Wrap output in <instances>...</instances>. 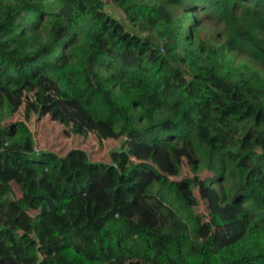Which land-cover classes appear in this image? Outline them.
I'll return each mask as SVG.
<instances>
[{"label": "trees", "instance_id": "16d2710c", "mask_svg": "<svg viewBox=\"0 0 264 264\" xmlns=\"http://www.w3.org/2000/svg\"><path fill=\"white\" fill-rule=\"evenodd\" d=\"M109 1L128 25L105 0H0L9 112L49 81L51 112L78 107L146 158L36 157L26 123L0 124V264H264V75L226 62L236 51L264 68V0Z\"/></svg>", "mask_w": 264, "mask_h": 264}, {"label": "rangeland", "instance_id": "374dc122", "mask_svg": "<svg viewBox=\"0 0 264 264\" xmlns=\"http://www.w3.org/2000/svg\"><path fill=\"white\" fill-rule=\"evenodd\" d=\"M107 1L106 9L111 11L112 14L123 23L128 25L126 18L109 0ZM158 1V0H150ZM199 26L202 30L212 31L219 33L221 27L212 20L199 19ZM217 44L223 41L220 34L216 36ZM228 59L226 62L233 68L241 67L244 70L256 71L261 76L264 75V68L256 64L251 60L247 54L239 53L236 51L228 52ZM38 87H32L31 92L25 96L10 113L5 102L0 100V124L17 121H23L30 128L37 152L32 156H38L39 151L51 150L60 155L67 153L72 148L84 149L92 160L109 162L116 165L119 169H126L130 161L146 159L142 156L140 148L137 144L133 143L131 139L126 137L123 130H111L105 126L101 121H93L87 116L80 108L69 106L71 112L61 113L51 112L48 108L47 101L52 96L57 95V89L55 85L49 81H40ZM44 89L47 97H40V92L37 89ZM38 97V99H37ZM37 102V104H35ZM84 114L81 117L80 114ZM78 116L85 120L81 121L79 118H72L71 116ZM74 116V117H75ZM64 117V118H63ZM91 121V122H89ZM181 159V173L182 175L192 174L189 167V157L185 150L179 152ZM157 166H160L155 161ZM201 178H205L207 173L199 169ZM174 179L180 180L181 176H173ZM16 194H19V188L17 184H13ZM213 192L217 195L216 201L219 203L218 198L223 195L224 183H212ZM218 193V194H217ZM187 194V193H186ZM193 198V209L196 212L208 211L207 203L204 200L206 192L204 189L195 188L191 193H188ZM225 204V203H222ZM185 211V210H184ZM37 211L30 210L31 215H35ZM206 213V212H205ZM203 234V233H201Z\"/></svg>", "mask_w": 264, "mask_h": 264}]
</instances>
